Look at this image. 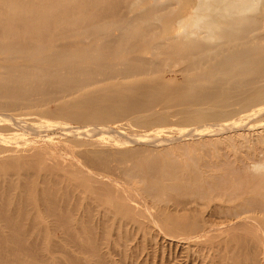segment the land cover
Wrapping results in <instances>:
<instances>
[{
  "label": "bare ground",
  "instance_id": "bare-ground-1",
  "mask_svg": "<svg viewBox=\"0 0 264 264\" xmlns=\"http://www.w3.org/2000/svg\"><path fill=\"white\" fill-rule=\"evenodd\" d=\"M164 240L264 264V0H0V264Z\"/></svg>",
  "mask_w": 264,
  "mask_h": 264
},
{
  "label": "rangeland",
  "instance_id": "rangeland-1",
  "mask_svg": "<svg viewBox=\"0 0 264 264\" xmlns=\"http://www.w3.org/2000/svg\"><path fill=\"white\" fill-rule=\"evenodd\" d=\"M218 225L220 224L218 223ZM168 258L175 260L178 264H208L197 251L187 250L174 244L169 245L165 240L160 243V246L150 258V264H161Z\"/></svg>",
  "mask_w": 264,
  "mask_h": 264
}]
</instances>
